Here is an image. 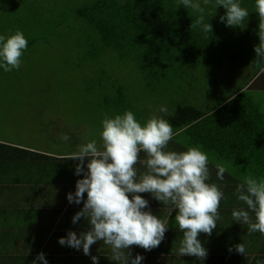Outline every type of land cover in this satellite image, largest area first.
Here are the masks:
<instances>
[{"label": "trees", "instance_id": "obj_1", "mask_svg": "<svg viewBox=\"0 0 264 264\" xmlns=\"http://www.w3.org/2000/svg\"><path fill=\"white\" fill-rule=\"evenodd\" d=\"M242 6L249 10L243 27H230L226 21L221 22L220 17L227 11L222 5L207 6L205 20L213 25V31L206 35L199 26L192 28L199 13L179 6L178 0H0L1 30L19 27L57 33L61 38L72 35L71 47H75L77 56L74 64L83 72L82 92L89 106L84 111H93L92 134L97 133V117L103 121L131 110L143 124L145 116L151 112L154 115L155 108L160 110L164 106L167 111H160L162 114L158 117L168 120L177 133L169 142L168 150L179 152L202 146L209 155L212 181H216L217 164L227 169L223 181L226 198L219 209L222 219L210 236L214 245L207 249V257L201 261L195 256L175 254L183 232L175 223L177 210L173 209L165 238L158 251L152 252V255L170 256L167 264H226L229 261L264 264V235L248 234L247 227L233 222L231 217L232 209L240 206L232 194L236 185L250 176L264 177V114L252 103L249 94L253 89L262 88V82L264 87V74L260 72L264 61L257 66L254 50L260 44V17L255 0H243ZM73 19L70 27L69 21ZM28 39L31 44L32 40ZM249 62L254 65V72L244 81L240 71ZM88 65L94 71L87 76L83 69ZM187 82H191L189 88L196 87L190 91L201 90L198 99L181 97L186 93ZM172 90L173 95L169 93ZM176 94L182 99L170 100ZM154 101L159 107H154ZM78 130L74 132L77 135ZM79 142L78 139L74 144ZM57 145L61 146L62 142ZM48 146L54 148L55 143ZM26 147L1 142L0 157H41L53 161L52 155H67L62 150L55 153L46 146L40 149L45 153L31 150L39 146ZM140 158L146 159V154L141 152ZM87 163L85 157L86 171ZM136 167L141 173L146 171L143 165ZM139 195L149 201V208H160L154 212L156 216L168 218L170 205L162 204L150 193ZM218 228L220 232L216 231ZM204 235L209 236L201 233L199 237ZM240 243L245 244L246 254L235 251V245ZM229 248L233 250L230 252Z\"/></svg>", "mask_w": 264, "mask_h": 264}, {"label": "clouds", "instance_id": "obj_2", "mask_svg": "<svg viewBox=\"0 0 264 264\" xmlns=\"http://www.w3.org/2000/svg\"><path fill=\"white\" fill-rule=\"evenodd\" d=\"M213 3L216 8L222 5L227 10L220 20L230 27H243L249 17L248 8L242 6L243 0H178L179 6L199 13L192 28L199 26L206 35L213 31V25L205 20L206 8ZM255 8L260 17V44L254 49L259 66V62L264 61V0H255ZM27 47L28 40L22 30L0 34V69L5 72L19 70ZM260 72L264 74V67ZM160 111L167 109L161 106ZM176 134L173 125L162 117L153 115L141 124L133 111L126 110L102 121L101 145L93 139L61 157L80 162L76 175L83 173L84 178L77 180L75 193H69L67 199L76 204L84 201L73 223L84 217L91 229L79 236L70 231L67 237L59 239V244L77 250L82 248L85 255H90L91 246L103 241L111 250V260L129 264L131 252L126 254V250L130 246L150 251L161 244L169 228V216L175 209V223L183 232L175 254L195 256L203 261L208 252L198 237L201 233L211 236L222 219L219 209L226 198L223 181L227 169L217 164L216 181H212L209 156L202 146H191L179 152L168 150ZM60 140L68 142L70 136L62 133ZM141 152L146 154V159L140 158ZM85 157L88 158L87 171ZM137 164L143 165L146 171L141 173ZM139 193H150L162 204L170 205L168 218L145 211L149 201ZM232 194L240 203L231 211L233 222L246 226L248 234L264 235V177H248L236 185ZM232 250L229 248L230 252ZM235 251L246 254L245 244L235 245ZM91 259L93 264H99L98 257ZM37 260L40 264H48L44 253H40ZM143 260L144 257L137 254L130 264H141Z\"/></svg>", "mask_w": 264, "mask_h": 264}, {"label": "rangeland", "instance_id": "obj_3", "mask_svg": "<svg viewBox=\"0 0 264 264\" xmlns=\"http://www.w3.org/2000/svg\"><path fill=\"white\" fill-rule=\"evenodd\" d=\"M74 21L75 19L69 21L68 25L73 27L72 23ZM4 22L8 23L7 19ZM17 29L23 31L27 40L30 37L32 43L28 44L27 50L21 58L22 64L19 70L14 69L5 72L0 69V140L28 147L39 146L41 150L44 149L43 146H46L47 149H53L55 153H60L62 150L65 154L76 151L78 145L86 144L93 139L97 141L98 145H101L102 118H96L95 127L98 134H92L90 128L93 111H84L89 106L86 103L87 98L82 92V88L85 86L82 82L83 75L81 74L83 72L78 70L74 64L77 56L74 55L75 47H71L73 38L71 41L70 39L72 35L66 37L68 35L66 34L64 38H61L57 33L35 31L32 28L29 31L19 27ZM15 31L0 29V34H11ZM83 70L86 71L87 76L91 74V71H94L89 65ZM253 72L254 65H251L250 62L245 70L240 71L244 81L248 77L250 79ZM190 84L191 82L185 84L184 88L187 90L181 97L188 100L198 99L201 90L190 91L196 88H189ZM262 84L263 82L260 83L262 88L253 89L249 94L252 103L258 105V111L264 114V87ZM232 89H236V86L233 85ZM169 93L173 95V90ZM179 99L182 98L176 94L170 100L177 101ZM185 101L187 100L185 99ZM153 103L155 104L154 107H159L156 105V101ZM154 110H156L154 112L155 116L163 113H160V110L156 108ZM152 116V112L145 116L143 124ZM77 128H79L77 131L79 135L74 133ZM62 133L70 136L68 142H59ZM78 139L80 142L75 145L74 143ZM52 142L55 143L54 148L48 146ZM61 142L62 147L57 145ZM51 154L54 153L51 152ZM213 160L214 156H212ZM64 182H67V178ZM162 218L166 219V216ZM216 231L220 232V228ZM198 239L206 249L214 245V241L210 239V236L204 235L198 237ZM158 249L159 246L148 251L137 245H132L126 250V254L131 252V258H134L137 254L142 255L144 260L141 264H164L169 262L170 256L164 258L157 254H151L158 251ZM225 263L231 264L230 261Z\"/></svg>", "mask_w": 264, "mask_h": 264}, {"label": "crops", "instance_id": "obj_4", "mask_svg": "<svg viewBox=\"0 0 264 264\" xmlns=\"http://www.w3.org/2000/svg\"><path fill=\"white\" fill-rule=\"evenodd\" d=\"M1 142L12 145L10 141ZM31 150L45 153L39 148ZM52 157L53 161L41 157H0V264H33L34 261L40 264L37 260L40 253L45 254L48 264H93L92 256L99 258V264H117L111 260V250L103 241L91 246L90 255H85L82 248L59 244V239L67 237L70 231L79 236L91 226L84 217L73 223L84 201L76 204L67 199L69 193H75L77 179L84 178L82 173L76 175L74 163L78 162L57 155ZM53 163L56 165L51 167ZM158 209L145 211L153 210L154 214Z\"/></svg>", "mask_w": 264, "mask_h": 264}]
</instances>
